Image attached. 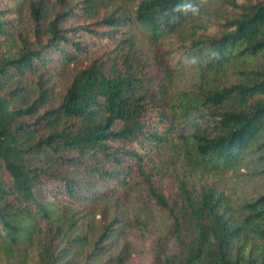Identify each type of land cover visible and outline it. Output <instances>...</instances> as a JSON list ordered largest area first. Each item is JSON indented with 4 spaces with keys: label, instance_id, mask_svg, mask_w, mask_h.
Returning <instances> with one entry per match:
<instances>
[{
    "label": "trees",
    "instance_id": "1",
    "mask_svg": "<svg viewBox=\"0 0 264 264\" xmlns=\"http://www.w3.org/2000/svg\"><path fill=\"white\" fill-rule=\"evenodd\" d=\"M181 2L0 0V264H264V0Z\"/></svg>",
    "mask_w": 264,
    "mask_h": 264
},
{
    "label": "rangeland",
    "instance_id": "2",
    "mask_svg": "<svg viewBox=\"0 0 264 264\" xmlns=\"http://www.w3.org/2000/svg\"><path fill=\"white\" fill-rule=\"evenodd\" d=\"M73 66V65H71ZM74 70V68L69 67L67 73H72ZM181 77H179L176 81H175V85L173 87H181V85H185L188 81H190L189 79L191 78V74L189 72H186L182 75H180ZM256 183L257 182H250L247 183L246 186L244 187L245 191L248 192V194H252V193H256ZM131 189H124V190H120L116 193L115 196H117L118 198H111L110 202L107 203L106 205H101L98 207L97 209V213H106V215H110V213H116V211H118L117 207L112 206V204H114L115 202H119V203H129L130 199L132 198L133 200L136 199V195L138 194V192L136 190L134 191H130ZM130 195H132L131 197H129ZM140 197V195H139ZM142 201V199L140 200ZM145 203H147V200L145 199L144 201L141 202V204L145 205ZM131 207H135V208H139L137 204H133V206ZM135 212L137 211V209L134 210ZM153 213H159V210H152ZM138 232H133L129 235L126 236L125 238V242H128L130 245H132L133 248L137 249V250H142L145 249L144 252L139 253L136 251H133L129 257L127 258V260L124 262V264H149L150 262V254L148 253V251H146V249L148 250V246L150 243V240L147 238H144L142 236L138 235Z\"/></svg>",
    "mask_w": 264,
    "mask_h": 264
},
{
    "label": "clouds",
    "instance_id": "3",
    "mask_svg": "<svg viewBox=\"0 0 264 264\" xmlns=\"http://www.w3.org/2000/svg\"><path fill=\"white\" fill-rule=\"evenodd\" d=\"M208 0H199V3H189L188 0H182L181 3H177L170 8H165L159 14L158 20L160 22H164L166 19L173 18L177 13L189 14L193 18L199 17L201 14V8L204 4H206ZM208 60H218L220 58V53L215 49H208L206 53ZM187 63L190 65H196L199 63V58L193 56Z\"/></svg>",
    "mask_w": 264,
    "mask_h": 264
}]
</instances>
